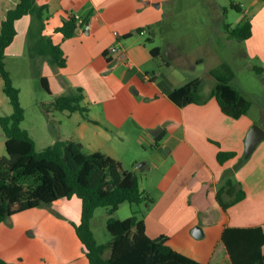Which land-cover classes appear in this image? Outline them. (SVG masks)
Instances as JSON below:
<instances>
[{
    "label": "crops",
    "instance_id": "1",
    "mask_svg": "<svg viewBox=\"0 0 264 264\" xmlns=\"http://www.w3.org/2000/svg\"><path fill=\"white\" fill-rule=\"evenodd\" d=\"M36 1L49 7L42 33L61 45L66 66L56 69L45 57L29 53L36 39H30L29 29L34 18L28 14L16 21V37L6 49V67L12 75V69L30 65L40 82L42 77L47 78L52 98L81 87L84 95L81 105L86 108L84 112H68L53 106L60 112L58 116L49 108L46 124H50L53 116L61 130L51 143L58 139L77 141L82 143L85 152L100 151L120 161L123 167L128 165L130 168L124 169L136 172L140 189L153 200L140 217L147 234L151 238L167 235L169 245L201 263L210 261L227 228L261 227L264 232V223L251 214L264 212V164L256 166L255 155L246 176L235 172L236 162L244 155L246 131L250 127L249 124L244 129L240 121L248 118L228 116L214 96L204 103L187 102L186 92L181 89L191 90L197 81L201 86L202 79L179 80L178 73L165 72L166 65L171 67L174 63L177 47L156 41L160 39V27L175 0ZM17 3L18 0H0V27ZM231 5L242 11L232 25L250 21L252 35L240 40L225 33L228 38L243 42V55L256 61L253 67L261 68L262 72L258 73L263 76L264 0H235ZM70 14L80 15L83 22L74 36L65 39L56 28ZM152 42L156 44L151 45ZM113 46L119 47L115 53L111 52ZM200 61L203 59L199 58ZM26 75L29 78L30 75ZM0 84L3 89L1 76ZM18 88L21 100L22 88ZM12 112L9 97L0 93V114ZM261 126L264 129V124ZM27 131L36 143L34 135ZM2 141L5 143L6 137H2ZM257 147V157L264 161V139ZM221 150L233 151L236 155L221 164L217 157ZM154 170L158 176L152 174ZM231 170L232 179L241 184L246 196L223 210L216 201V193ZM139 171L144 174L142 186ZM52 205L59 206L73 223V233L67 221L61 223L66 225L69 236H77L74 225L81 218V200L73 196ZM34 209L14 214L0 223V258L11 264H89L78 237L79 247L72 244L80 248L79 251L70 252L66 247L57 251L47 249L46 239L37 235L46 229V222L37 219L27 222L24 217ZM214 219L221 221L220 227L217 226L219 230L206 238L208 223ZM49 221L48 224L54 221L52 215ZM197 225L202 227L203 240L192 235ZM58 242L62 243V239ZM223 256V264H232L225 248L217 255L215 264H221Z\"/></svg>",
    "mask_w": 264,
    "mask_h": 264
},
{
    "label": "trees",
    "instance_id": "2",
    "mask_svg": "<svg viewBox=\"0 0 264 264\" xmlns=\"http://www.w3.org/2000/svg\"><path fill=\"white\" fill-rule=\"evenodd\" d=\"M28 14L34 18L29 29L30 39H36L32 51L45 57L54 68L64 67L67 63L61 45L42 33L49 17L48 5H40L36 0H18L0 27V76L4 81L3 90L13 107L12 114H0L7 150V155L0 156V223L14 214L76 196L81 200L82 211L80 221L74 227L89 264H215L223 248L232 264H264V232L261 227L227 228L210 261L201 263L169 245L167 235L151 238L144 220L136 211L125 219L113 216L124 202H145L149 206L153 201L140 189L135 171L124 169L120 161L103 152H85L82 143L73 140H56L37 151L35 140L21 125L25 110L20 100V89L14 85L5 62L6 49L17 34L16 21ZM77 29V18L73 14L65 18L56 31L67 39L74 36ZM225 29L230 37L240 40L252 35L250 21L236 26L225 24ZM256 70L262 72L261 68ZM41 84L50 93L46 77L41 78ZM198 86L199 81L192 90L181 89L186 92L187 102L204 103L214 96L222 111L233 118L244 115L252 104L235 89L224 87L205 97ZM83 98V89L79 87L71 93L54 97L52 103L58 110L84 112ZM235 155L233 151L221 150L217 157L223 164ZM233 173L232 170L226 173V179L216 193V201L223 210L246 196L241 184L232 179ZM99 207H107L109 214L106 227L112 239L107 243L96 240L91 226ZM0 264L11 263L0 258Z\"/></svg>",
    "mask_w": 264,
    "mask_h": 264
},
{
    "label": "rangeland",
    "instance_id": "3",
    "mask_svg": "<svg viewBox=\"0 0 264 264\" xmlns=\"http://www.w3.org/2000/svg\"><path fill=\"white\" fill-rule=\"evenodd\" d=\"M234 1L175 0L165 15L164 22L160 27V39L156 42H162L165 45L173 43L177 47L174 63H172L171 67L166 65V74L178 73L179 80L185 79L186 77L201 78L202 83L199 86L201 95H208V92L212 88L222 90V88L224 89L226 87L227 89H235L244 100L251 99L252 104L244 114L248 119L240 121L244 129L250 124L249 129L246 131L247 134L253 125L261 126V124H264V74L262 76L254 69L253 66L256 65V61L250 60L243 55V42L228 38L225 33V24L232 25L242 13V11L231 5ZM156 42H152L151 45L156 44ZM32 47L30 45L29 53L33 52ZM195 58L198 61L193 60ZM199 58H202L203 61L199 62ZM197 62H199L198 66ZM32 72L33 69L30 65L23 67V69H12L11 77L14 85L22 88L21 102L25 110L24 118L26 119L22 121L21 125L27 130H30L34 135L37 141L36 149L37 151H41L45 145L53 144L51 140L58 138L57 136H59L61 131L59 130L58 122L53 116H51L52 121H50V124H46L48 122L47 111L49 108H53L51 112L56 116L60 112L54 109L52 103L54 98L50 97L48 91L42 86L38 75L35 73L34 75ZM26 73L29 75L33 74L34 76L30 75L28 78ZM192 89L193 87H191ZM0 93L5 96L1 84ZM249 119L252 120L251 123ZM33 129H36V131H33ZM0 134V156L7 155L6 145L2 141V137H6V135L1 125ZM146 148L150 149V146L147 145ZM255 149L249 157H246L244 152L243 157L235 164V172L246 176L247 169L253 163L255 155L256 166H258V163L260 165L264 164L263 158L257 157L259 148L257 147ZM124 166V168H130L128 165ZM138 173L142 178L140 181L142 186L144 174L140 171ZM152 174L158 176L156 170L152 171ZM228 199L229 197H227ZM52 204H44L36 207L31 213L24 216L25 219H28L27 222H31L32 219L46 222V229H42L39 231L40 234L38 233L37 235L46 239L47 242L45 244L47 249L51 248L52 251H57L61 247H66L70 252H74L75 249L79 251L78 240H76L78 236L70 237L68 232L65 231L66 225L61 224L67 221L68 228L73 233V228H71L73 227V223L63 215L59 206ZM216 207L220 209L218 206ZM134 211H136L138 217H141L147 211L146 203L131 204L124 202L119 206L113 216L115 218L125 219L131 216ZM251 214H255L258 217L257 220L264 223V212L258 211ZM50 215H52L54 221L48 224L50 223ZM108 218L107 207H99L96 209L91 226L94 236L99 243H107L112 239V235L106 227ZM17 219H20V217ZM220 223V220L215 219L208 223L209 232L206 238L210 237L212 232L219 230L217 226L220 227L218 225ZM197 226L202 228L200 225ZM6 227L9 228L8 226ZM32 234L35 235V233ZM60 238L62 239V243L58 242ZM203 239L205 237L197 238V240ZM73 242L78 247H75L72 244ZM220 261L221 264L225 263L224 256Z\"/></svg>",
    "mask_w": 264,
    "mask_h": 264
},
{
    "label": "water",
    "instance_id": "4",
    "mask_svg": "<svg viewBox=\"0 0 264 264\" xmlns=\"http://www.w3.org/2000/svg\"><path fill=\"white\" fill-rule=\"evenodd\" d=\"M264 139V129L259 125H253L247 133L245 141V156L249 157L260 141ZM192 234L196 238L204 235L202 228L196 226L192 229Z\"/></svg>",
    "mask_w": 264,
    "mask_h": 264
},
{
    "label": "built area",
    "instance_id": "5",
    "mask_svg": "<svg viewBox=\"0 0 264 264\" xmlns=\"http://www.w3.org/2000/svg\"><path fill=\"white\" fill-rule=\"evenodd\" d=\"M70 15H73V14H70ZM74 16L77 18V26H78V28H80L81 25H82V19H81V16L78 15V14H74ZM143 32H145V31H143ZM143 32H142V33H143ZM118 50H119V47H118V46H113V47L111 48V52H112V53H115V52H117Z\"/></svg>",
    "mask_w": 264,
    "mask_h": 264
}]
</instances>
